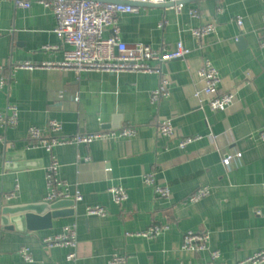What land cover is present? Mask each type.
<instances>
[{
    "label": "crops",
    "instance_id": "0c3cea01",
    "mask_svg": "<svg viewBox=\"0 0 264 264\" xmlns=\"http://www.w3.org/2000/svg\"><path fill=\"white\" fill-rule=\"evenodd\" d=\"M16 1L0 0V83L7 80L0 86V113L10 106L19 113L16 127L0 128V264H108L114 255H126L127 264H208V252L182 249L189 231L210 233L209 248L220 253L218 264H251L245 261L264 251V142L257 137L264 128V49L259 44L264 2L184 0L181 9L140 5L137 13L121 15L118 37L127 45L171 51L182 42L191 51L164 65L170 93L153 105L151 94L160 82L153 73L13 69L25 62L58 65L70 49L54 32L52 11L39 0H19L30 1L28 9L16 7ZM192 10L199 17H192ZM209 24L215 32L203 41L195 39L192 30ZM112 34V29L104 32L105 37ZM204 58L218 70L221 91L236 93L235 105L226 111H212L194 96L201 87L198 71ZM163 119L172 120L178 139L158 135ZM51 120L62 124L61 137L124 126L135 127L137 134L58 146L52 153L32 147L29 130H44ZM196 135L203 138L183 150L177 147L179 138ZM233 153L241 157L226 167L223 157ZM53 158L67 192L80 193L82 200L60 210L71 213L35 230L27 223L19 230L5 228L3 208L49 203L46 170ZM148 174L170 189L169 200L144 183ZM116 187L127 192L122 205L113 201L110 190ZM200 187H208L210 194L188 202ZM10 193L15 196L6 200ZM61 200L73 201L55 202ZM91 207H102L107 215L89 216ZM153 225L169 229L155 239L136 236ZM68 226L77 232L74 261L67 260L73 249L43 245V239ZM23 247L33 262L22 259Z\"/></svg>",
    "mask_w": 264,
    "mask_h": 264
},
{
    "label": "built area",
    "instance_id": "2783aa9c",
    "mask_svg": "<svg viewBox=\"0 0 264 264\" xmlns=\"http://www.w3.org/2000/svg\"><path fill=\"white\" fill-rule=\"evenodd\" d=\"M183 0H39L45 8L52 11L55 20V34L59 39L69 45L70 49L65 52L64 61L58 65L55 64H32L18 63L13 69H40V68H60L65 71H75L78 74L88 72H105L111 74L120 73H153L160 77V82L152 94L151 103L157 105L161 100L169 96L170 79L165 75L163 67L165 64L185 59L190 50L182 42L177 43L176 48L171 51L165 49H153L149 45L136 43L127 45L118 37V20L121 15L137 13L140 5H176L178 9L182 8ZM264 2V0H261ZM16 7L30 8V1L15 2ZM221 11V9L219 10ZM192 17H199L196 10H192ZM263 28L260 33V47L264 49V11L262 15ZM239 28L243 26V20L240 17L236 19ZM112 29V36L105 37L104 32ZM215 25L209 24L192 30V35L198 41L215 32ZM238 41V39H236ZM51 49L50 47H47ZM54 49V48H52ZM198 78L201 87L195 92V98L199 103L207 102L212 111H226L235 105L237 97L234 92H223L220 89L221 78L218 70L208 59L202 60L198 71ZM7 80L1 79V88L5 86ZM78 101V98H75ZM18 109L14 106L8 108L7 113H0V128H14L18 124ZM63 126L60 122L49 121L46 129L33 127L28 132L32 147H41L47 152L52 153L53 149L64 145H89L98 140H111L116 138L129 139L137 134V129L132 126H124L118 130H105L93 134H79L71 137H61ZM158 135L167 139H178L171 119L160 120L157 124ZM257 137L264 142V128L257 132ZM200 135L179 138L177 147L180 150L201 140ZM3 138L0 137V143ZM240 153L226 154L223 157V164L230 167L235 158H240ZM88 160V158H86ZM60 165L55 158L46 170L47 195L45 200L54 203L59 199L72 198L74 202L82 200L80 193L76 192L71 196L67 190L65 181L59 179ZM143 181L146 185L153 187L155 195L159 198L169 200L171 191L168 187L156 183L153 174L144 175ZM113 201L116 205H122L128 200L127 192L116 187L110 190ZM210 194L208 187H200L188 197V202L197 203ZM15 193L4 195L6 200H10ZM2 197V196H0ZM87 215L105 217L107 211L102 207H91L87 209ZM167 225H153L147 231L138 233L136 236L146 239H155L163 232L168 230ZM210 233L208 231L184 233L182 249L196 254L208 252L210 262L208 264H218L220 253L211 251L209 248ZM43 245L52 249L56 247L71 248L73 252L67 256L68 261H74L77 257V232L75 226H68L63 229L60 235L43 239ZM20 256L26 262H33V256L28 248H21ZM126 255H114L108 264H127ZM245 263L264 264V251L256 253L248 258Z\"/></svg>",
    "mask_w": 264,
    "mask_h": 264
},
{
    "label": "water",
    "instance_id": "95a60500",
    "mask_svg": "<svg viewBox=\"0 0 264 264\" xmlns=\"http://www.w3.org/2000/svg\"><path fill=\"white\" fill-rule=\"evenodd\" d=\"M74 204L75 202L72 200H61L52 204L32 203L5 207L2 209V225L9 230L14 228L19 230L24 223H27L30 229L35 230L41 226H45L51 219L63 217L71 213L69 210H60L72 208Z\"/></svg>",
    "mask_w": 264,
    "mask_h": 264
}]
</instances>
